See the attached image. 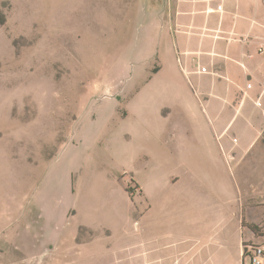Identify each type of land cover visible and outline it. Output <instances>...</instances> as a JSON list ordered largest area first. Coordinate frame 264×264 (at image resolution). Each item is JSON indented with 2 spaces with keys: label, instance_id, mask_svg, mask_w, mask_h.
<instances>
[{
  "label": "rangeland",
  "instance_id": "374dc122",
  "mask_svg": "<svg viewBox=\"0 0 264 264\" xmlns=\"http://www.w3.org/2000/svg\"><path fill=\"white\" fill-rule=\"evenodd\" d=\"M93 1L0 0V264H142L138 231L166 234L142 147L167 146L175 114L138 96L142 13L128 36L117 0Z\"/></svg>",
  "mask_w": 264,
  "mask_h": 264
},
{
  "label": "crops",
  "instance_id": "0c3cea01",
  "mask_svg": "<svg viewBox=\"0 0 264 264\" xmlns=\"http://www.w3.org/2000/svg\"><path fill=\"white\" fill-rule=\"evenodd\" d=\"M117 1L125 35L142 13L140 58L156 60L143 64L155 70L138 96L170 103L175 114L167 146L147 138L142 147L158 165L142 175L152 211L164 215L153 229L166 234L138 231V260L173 264L180 254L184 264H241L244 243L264 245V0ZM178 225L184 234H170Z\"/></svg>",
  "mask_w": 264,
  "mask_h": 264
},
{
  "label": "built area",
  "instance_id": "2783aa9c",
  "mask_svg": "<svg viewBox=\"0 0 264 264\" xmlns=\"http://www.w3.org/2000/svg\"><path fill=\"white\" fill-rule=\"evenodd\" d=\"M217 9H221V6H218ZM201 70L205 71V68H201ZM247 86H250V84ZM261 137L264 139V126L261 130ZM242 256L243 259L248 257L249 264H264V245L252 242L244 243L242 247Z\"/></svg>",
  "mask_w": 264,
  "mask_h": 264
},
{
  "label": "trees",
  "instance_id": "16d2710c",
  "mask_svg": "<svg viewBox=\"0 0 264 264\" xmlns=\"http://www.w3.org/2000/svg\"><path fill=\"white\" fill-rule=\"evenodd\" d=\"M2 20H3V17H1V19H0V23L2 22ZM253 229V228H252Z\"/></svg>",
  "mask_w": 264,
  "mask_h": 264
}]
</instances>
